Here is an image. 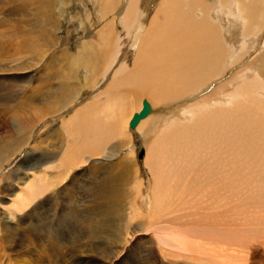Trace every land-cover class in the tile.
I'll list each match as a JSON object with an SVG mask.
<instances>
[{
	"label": "bare ground",
	"instance_id": "obj_1",
	"mask_svg": "<svg viewBox=\"0 0 264 264\" xmlns=\"http://www.w3.org/2000/svg\"><path fill=\"white\" fill-rule=\"evenodd\" d=\"M65 1L0 0V63L5 61L10 63L19 62L25 60L28 54H31L30 59L28 58L29 62L30 60L35 61L34 63L38 66L46 61L48 63L45 64L42 73L36 72V70L33 73L38 76V81H34L38 85L37 89L33 87L35 91L32 90V92L39 91L40 96L33 95L32 99L24 96L19 99L17 108L20 111L21 125L10 137L8 134L1 137L0 146L7 145V141L12 140L21 130H27L35 123L56 113V107L61 102L62 109L65 108L63 106L67 107L71 100H76L84 89L89 90L91 85L96 83L99 77H102L109 70L111 71L108 78L109 85L100 90L101 93L98 92L96 96L91 97L88 103L83 106L84 108L79 111L76 110L73 116L79 123L82 117L88 118L96 115L100 111L102 103L105 102L104 109L110 110L111 116L110 119H105L104 122L106 123L109 120V125L102 126L104 133L101 135L102 137L107 136L105 139H108L109 137L118 138L117 135L120 134L123 138L119 139L116 146L113 147L115 150L108 151L109 153L105 156L102 155L104 156L102 163L96 160L100 157H97L98 153L95 151L99 150L90 147L89 149H79L76 153H71L70 156H67L66 153L60 158V163L63 165L62 169L77 166L80 163L79 160L83 158L84 160H82L89 165V167H86L91 172L98 174L101 191L98 189V192L93 191V194L98 196L99 206L107 209L116 198L117 193L123 192V188L120 187L123 184H125L123 185L125 187L126 183L128 186L133 184L134 187L142 185L138 177V165L134 156L132 157V153L130 152L131 155H128V157L125 156L126 158L119 159L121 150L132 147L129 134L127 135L124 126L129 119V113L131 115L136 110L135 105H133V109V106H130L135 104V101L139 102L142 98L148 100L150 110L136 122L134 127H129L134 129L137 126L141 136L145 137L143 146L152 154L149 155L152 160L147 161L149 163L147 168L150 170L153 179L151 186H158L156 188L161 190L167 181L169 182L166 184L167 187L185 182L183 185L186 184L187 189H190L191 186L192 188L195 186L198 188L204 187L202 189H207L209 194L216 198L218 196L230 198L238 191L247 192L250 190L249 188H254L257 195L264 200V0H86V2L80 0L77 4L80 5L82 13L77 12L72 21L74 20L77 23L76 30L78 32L86 31V33L84 32L86 39L76 44L72 51L66 46L65 41L54 37L59 28L58 21L54 18L56 9L67 15L70 11L69 8L74 5L73 0H67L66 3ZM154 8H156L155 12L151 14V10ZM9 15L15 17H12L13 20H16L15 26H9ZM92 15L95 19L92 18ZM117 23L125 35L132 40V44L136 45L131 67L124 63L125 58L123 55L126 48L123 50L120 48ZM95 26L97 28L91 31ZM13 41H17L16 46L11 47ZM53 47H59L60 49L55 56H50L48 52ZM12 50L14 54H12ZM252 52L255 55H250L252 58L250 57L251 59L248 60L249 54ZM24 60L23 62L20 61L23 66L17 64L22 71L26 67ZM243 60H245L244 64L246 65L242 66V70L236 73L232 71L233 73L229 75L227 80L222 79V81L227 82L217 84L210 94L203 99L201 105L195 104L194 106H186L184 109L172 111L165 110L167 105L185 102L184 100H187L188 97L224 77L232 66ZM111 68L113 69L111 70ZM3 69L1 70L3 71ZM27 82L29 84L31 81ZM27 87L29 88V86ZM35 97L38 98V103L34 108H28V104L32 100H36ZM127 99H129V102H127ZM154 108H162L161 112L164 113L157 114L158 111L156 112ZM100 115L103 117V114ZM83 120L86 121L84 118ZM90 123L96 124V122ZM99 123H102V121ZM76 131L79 130H74V132ZM103 142L105 141L103 140ZM84 152L87 154L86 157H83ZM101 160L102 158H100ZM97 169L99 171H95ZM57 176H54L52 180L57 181ZM50 180L49 175L47 179L41 177L37 180L35 186L29 184L26 198H24L27 200H19L20 203L15 206L16 209L23 212L36 196L47 193L49 187L46 184ZM169 180H172L173 184H170ZM48 185L50 186V184ZM166 185L164 189H166ZM139 189L138 192L142 190ZM151 191L152 194L155 193L154 189ZM183 192L185 191L183 190ZM140 193L137 195L139 196ZM162 193L165 194V192L155 194H157V197L160 194V198L163 199L161 197ZM125 194L123 193V195ZM243 194L247 196L245 193H242L241 196ZM169 196L168 198H170ZM205 196L209 198L207 195ZM108 197H111L112 201L109 200L108 202L106 199ZM157 197H151L155 200L148 198L147 201L145 200L148 206L152 205L149 210L147 209V212L138 208L136 201L135 204H131V208L134 209L133 211H137L138 215L149 214V217H151L149 220L146 219L144 226L154 221L152 220L153 212L151 211L153 208L156 212V218L161 210L162 205L159 204ZM23 201L28 202L23 203ZM167 201L169 200L167 199ZM129 203L130 200L128 206ZM112 208L116 209L114 206ZM98 211L97 206L92 208L94 219H97ZM9 212L11 213L12 209H9ZM104 212L107 213L108 211ZM3 213L4 211H0V222L3 229L14 228L18 233L23 218L17 219L19 222L17 224V221L11 218L9 214ZM117 213L114 212V215ZM107 215L109 216V218L107 217L108 220L113 219L116 222L113 213ZM107 215L100 214L103 218ZM119 217L122 218L117 215V218ZM97 221L95 220V222ZM103 221L106 220L103 219ZM117 221L119 220L117 219ZM91 222L94 221L91 220ZM85 229L89 228L86 227ZM91 230H93V225L88 230L89 233ZM198 230L200 231V229ZM193 231L194 229L191 230V233ZM106 232L108 231L106 230ZM161 234L163 235L162 243L166 250L178 249L181 243L179 239L184 238L183 235H176L179 239H174L173 236V239L168 241L165 232L161 231ZM91 235L90 237L93 238L95 234ZM196 237L198 236L196 235ZM202 237L199 238L202 240ZM8 241L6 246L7 255H13L15 261L23 262L22 252L16 250L15 246ZM157 241L155 238L147 240V245L149 244L147 249L152 246L150 249L153 250V246L158 243ZM190 244L195 245L197 248L201 247L199 246L201 243L198 245V243L191 241ZM17 245L19 244L17 243ZM78 245H80L79 242ZM125 245L126 243H123L122 250L125 249ZM77 247L80 248V246ZM87 249L89 250V248ZM97 251L99 250H95V252ZM192 251H195L196 254H202L203 252L201 249L196 248H192ZM73 252V250H64L60 256L63 261L57 260L52 264L74 263L76 260L74 261L72 258L77 259V264H81L88 261L90 257L86 248L77 255H73ZM69 254L72 255L71 258ZM47 264H50V262Z\"/></svg>",
	"mask_w": 264,
	"mask_h": 264
},
{
	"label": "rangeland",
	"instance_id": "obj_2",
	"mask_svg": "<svg viewBox=\"0 0 264 264\" xmlns=\"http://www.w3.org/2000/svg\"><path fill=\"white\" fill-rule=\"evenodd\" d=\"M73 1L74 5L69 8L71 12L68 11V14L65 15L56 9V15L54 17L55 20L58 21L57 23L59 27L54 37L65 41L66 46L70 49V51L74 50L76 44L86 39V37H84L86 35V31L78 32L76 30L77 23H75L74 20V22L72 21L73 17L77 12L82 13L80 5L77 4L80 0ZM84 2H86V0H84ZM229 8L230 7L228 6V9ZM155 9L156 8L151 10V14L155 12ZM12 17L13 16H10L9 19L10 27L11 25H16V20H13V18L15 17ZM62 18L67 19L63 20ZM92 18L95 19L94 15H92ZM96 28L97 26L93 27L91 31H94ZM117 30L120 35V48L122 50L126 48L125 54L123 55L125 58L124 63L125 65L128 64L131 67L132 60L135 56L134 53L136 51V45L132 44V40L125 35V33L119 27L118 23ZM16 42L17 41H13L11 43V47L16 46ZM59 49V47H53V49L51 48L48 52V55L50 54V56H55ZM12 52L11 53L14 54L13 50ZM11 53L10 55L12 56ZM252 54L253 52L249 54L248 60L252 58L250 56ZM29 57H31V54H28L25 60L23 59L26 66L25 70L23 71L21 70V68H19V66L22 65L21 63L23 62V60H20L22 61L21 63L20 61L11 63L5 61L3 63H0V138L5 137L7 134L10 137L11 134L15 132L16 129L19 128L21 125V117L19 115L20 111L17 108L19 99L24 96L27 98L30 97L31 99L33 95L40 96L39 91H36L34 93L32 92V90L35 91V89H37L38 85L37 83H35L38 81V76L33 73H35V70L36 72L38 71L42 73L45 68V64L48 63L46 61L44 64L40 63L38 66L34 63L35 61L30 60L29 62ZM244 63L245 60L240 61L239 64H235L226 72V75L224 77H221L220 79L209 84L203 90L188 97L187 100H184L185 102L174 105H164L166 106L165 110L172 111L177 109H184L186 106H194L195 104L201 105L203 99L210 94V92L213 90V88L217 86V84L221 82V84L227 82L222 81V79L227 80L229 75L233 73L232 71L236 73L242 70V66L244 67V65H246ZM33 66L36 67L33 68ZM113 68H111V70ZM1 69H3V71ZM29 70L32 72H30ZM4 71L5 73H7L5 74ZM110 73L111 71L109 70L108 72H105L102 77H99L96 83L91 85V88L89 90L86 91L84 89L76 100L70 101L69 99L70 103L67 106L68 108L66 106H63L65 108L62 109L61 102L56 107V110L58 112L55 111L56 113L47 116L45 120L43 119L44 121L42 120L35 123L31 128L27 130H21L20 132H18V135H15L12 138V140L7 141V145L5 144L6 146H0V211H4L3 214H9V216L15 221H17V219L19 218H23L22 223H20L19 225L20 228H18V233L14 228L8 229L9 231L4 230L2 227V223L0 222V264H47L49 262L50 264H52L57 260L63 261V258L60 256L64 250H73V255H77L79 252H83V249L85 248L90 257L88 261H84L81 264H264V200H262V198L257 195L256 190L254 188H249L250 190L247 191L248 193L238 191V193H235L236 195L234 194V196H230V198L225 196H218L216 198L212 197V195L209 194V191L207 189H205L206 191L202 189L204 187L198 188L195 186L192 188L191 186L190 189H187V187H185L186 184L183 185V183L185 182H182L179 185H170L169 187H167L166 184L169 183L167 181V183L163 185V188H161V190L159 188H156L158 186H151L153 179L150 170L147 168L149 164L147 163V161L150 162V160H152L151 156H149L152 154L148 151L145 146H143V140L145 139V137L143 135L141 136L139 130H137V126L134 129H130L128 127V121L132 116V114L130 115V113L128 116L129 119L127 120V123L124 126L127 131V135L129 134L128 136L131 141L132 147L121 150L119 159L126 158L128 157V155H131L129 154L130 152L132 153V157L134 156L135 161L138 165V177L142 185L138 187H134L133 184L129 183V186L126 183V187L123 186L125 184L121 185L120 187L123 188V192L121 191L119 194L117 193V196L114 201H112L111 197L106 198L108 202L109 200H111L113 203L108 206V208H110H107V210L106 208L99 206L100 204L98 196L93 194L95 191L98 192V189H101L99 188L100 183L98 182V174L91 172V170L87 168L89 167V165H87L86 161H83V158V160H79L80 163L77 166L69 169H62L63 165L60 163V158L62 157V155H66L67 153V156H70L71 153H76V151H79V149H89V147L99 150L95 152L98 153L97 157L102 158V160L100 161V158H97L96 160L102 163L104 160L103 157L107 153L113 151V147L116 146L118 140H121L123 138V136L120 134L117 135L118 138L109 137L111 139H105V137L107 136L102 137L101 135L102 133H104L102 131V126L109 125V120L106 123L104 122L105 119H110L109 117L111 116L110 110H108L107 108L104 109V107L106 106L105 102L102 103L100 111L97 112L96 115H94L96 116L95 118L94 116H90L88 118L81 116L82 120L77 123V120L73 116L74 113H76V110L79 111L80 109L84 108L83 106L88 103L91 97H94V95L96 96L98 92L101 93L102 91L100 92V90H103L105 87H107V85H109L108 78L110 77ZM26 77H28L29 80H27L28 78L26 79ZM21 80L24 83H26V81L31 82L29 84L27 82L26 85ZM18 81L21 83H19ZM22 85H24L26 88ZM27 86H29V88ZM9 87L11 90L9 89ZM33 87L35 89H33ZM20 88L22 91L20 90ZM141 100L139 102L135 101V104H132L130 106L132 107L133 105H135V112H138L141 109ZM145 100L148 102L147 99ZM127 102H129V99H127ZM37 103L38 98H36V100H32L31 103L28 104V108H34ZM133 108L134 106L132 107V109ZM154 110L156 112L158 111L157 114L164 113L161 112L162 108H154ZM98 113L103 114V117ZM97 115L100 116L98 117ZM105 115L107 116L105 117ZM83 118L86 120V123L84 122ZM99 120H101L102 123H99L101 122ZM90 122H96V124ZM76 124L80 125L77 126ZM74 130L82 131L74 132ZM103 140L105 142H103ZM97 145H99L100 147ZM86 156L87 154L85 153L83 157ZM81 160L83 161V163ZM86 169H88V171H86ZM95 171H99V169ZM48 174L50 175L51 180L54 176L58 175L57 181L52 180V182H50V180L46 184V186L49 187L48 192L36 196L33 201L26 206L24 210L22 209L23 212L17 210V207L15 206L20 203L19 200L22 201V199L26 198L25 196L28 185H37V180H39L41 177H45V179H47V177L49 176ZM63 180H65V182H63ZM169 181L171 182L170 184H173L172 180ZM48 184H50V186ZM90 185H92V187H90ZM165 185L166 189L169 188L168 190L164 189ZM139 188L142 189L140 191L142 194L138 192L140 190ZM152 189H154V192L157 194L160 192H165V194L162 193L161 195L163 199L160 198V194L158 195L159 197H157V194L155 193L152 194ZM183 190L185 192H183ZM201 191L204 197L202 196ZM123 193L126 194L123 195ZM138 193H140L139 196L137 195ZM242 193L247 194V196H245L244 194L241 196ZM121 195L123 196V198ZM205 195H207V197L209 198H206ZM168 196L170 198H168ZM151 197H157L159 204H161L162 206L157 218L155 217L156 212L154 211V208L153 210H151L153 212L152 220L154 221L144 226L146 219L149 220L151 219V217H149V214L138 215V212L133 211L134 209L131 208V204H135L134 202L136 201L137 207L141 208V210H144V212H147L149 208L152 207V205L148 206L146 201L147 198L152 200L153 198L151 199ZM167 199L169 201H167ZM129 200L130 203L128 206ZM208 201L212 204H210ZM27 202L28 201H23V203ZM111 205L115 208L116 206L118 207L114 210ZM94 206H97L99 210V214L96 217L97 219L99 218L98 221L97 219H94L95 216L92 214V208ZM9 209H12L11 213L9 212ZM64 211L66 212V215ZM104 211L108 212L105 213ZM114 212L118 213L114 215ZM108 213H113L116 222H114L115 220L113 219H109L110 221L107 219V217L109 218V216L107 215ZM100 214H106L107 216H104L103 218L100 216ZM117 215L121 216L122 218H117ZM103 219L107 222H102ZM117 219L119 221H117ZM91 220L94 222H91ZM95 220L98 223L95 222ZM18 223L19 222L17 221V224ZM84 224L85 226H83ZM92 225L93 230H91L89 233L88 230H90ZM86 227L89 229H85ZM196 228L200 229V231L198 229L195 230ZM209 228L213 231H211ZM105 229L108 232H106ZM189 229H194L193 233H191V230ZM160 230L165 232L168 241L170 239L172 240L173 236L174 239H179L176 237V235H183L184 238L179 239L181 240V243L178 249H168V251L164 248V244L162 243L163 235L161 234ZM202 230L204 231L202 232ZM195 231H198L197 234ZM133 232L135 233L133 234ZM199 232L201 235L198 234ZM194 234H196L198 237H196V235ZM90 235H94V237L96 235L97 236L94 240V237L91 238ZM201 236H203L202 240L201 238H199ZM126 237H128L127 241ZM151 238H155L158 240L157 245L153 246V250L150 249L152 246L147 249L149 245H147V240ZM129 239H131V241H129ZM7 241L11 245H14L16 250L22 252L21 255L24 256H21L23 262L15 261L13 255H7ZM191 241L194 243L196 242V244L198 243V245L199 243H201L199 245L201 247L197 248L195 245H191ZM78 242L80 245H78ZM17 243L19 245H17ZM83 243L85 247L83 246ZM123 243H126V245L124 246V250L121 249ZM77 246H80V248ZM87 248H89V250ZM192 248L201 249L203 252L201 251L202 254H196L195 251H192ZM95 250H99L101 252H95ZM152 255H154L156 258ZM69 257L71 258L72 255L69 254ZM72 259L76 261L70 264H77V259ZM64 263L61 262L59 264Z\"/></svg>",
	"mask_w": 264,
	"mask_h": 264
},
{
	"label": "water",
	"instance_id": "obj_3",
	"mask_svg": "<svg viewBox=\"0 0 264 264\" xmlns=\"http://www.w3.org/2000/svg\"><path fill=\"white\" fill-rule=\"evenodd\" d=\"M149 111V105L145 100H142V107L138 112H133L131 118L128 121V125L133 127L136 122L142 118Z\"/></svg>",
	"mask_w": 264,
	"mask_h": 264
}]
</instances>
